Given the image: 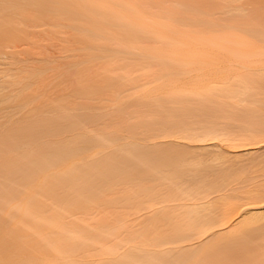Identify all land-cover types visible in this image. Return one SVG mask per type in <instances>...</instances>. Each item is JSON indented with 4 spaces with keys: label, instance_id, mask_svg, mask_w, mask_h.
Returning <instances> with one entry per match:
<instances>
[{
    "label": "bare ground",
    "instance_id": "1",
    "mask_svg": "<svg viewBox=\"0 0 264 264\" xmlns=\"http://www.w3.org/2000/svg\"><path fill=\"white\" fill-rule=\"evenodd\" d=\"M28 197L0 259L264 264V0H0V229Z\"/></svg>",
    "mask_w": 264,
    "mask_h": 264
},
{
    "label": "rangeland",
    "instance_id": "2",
    "mask_svg": "<svg viewBox=\"0 0 264 264\" xmlns=\"http://www.w3.org/2000/svg\"><path fill=\"white\" fill-rule=\"evenodd\" d=\"M21 57L24 56V54H21L20 55ZM206 160V159H204ZM195 162V165L194 163L191 165V167H195L197 170L199 169H203L206 167V162L203 161V160H195L193 161ZM32 198L31 197H28V198H24L22 200H13L11 202V204L7 207V208H4L1 212V215L3 217H5L4 219H12L11 222L5 227L2 229H0V239L4 236V235H9L12 234V228L16 226V224L18 222H16L17 219H19V216H21L22 212L25 213L29 208H28V205L30 203H32ZM11 216L13 218H11ZM25 218V217H24ZM29 218H27L25 220L28 221ZM23 220V219H22ZM5 226V225H4ZM16 230V229H15ZM31 231V230H29ZM34 232V231H32ZM30 239H29V242L32 243L34 242V235L33 233L31 234V236H29ZM3 242H4V238H3ZM1 254V253H0ZM24 252H21L19 255H16V256H13L11 259H8L7 255H3L2 258L0 259V264H40V261L38 260H32V257L30 256H25L23 255Z\"/></svg>",
    "mask_w": 264,
    "mask_h": 264
}]
</instances>
